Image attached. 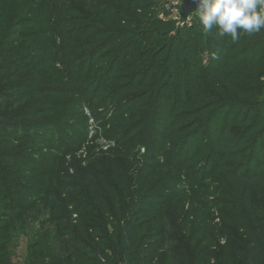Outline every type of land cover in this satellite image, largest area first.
<instances>
[{"label":"trees","instance_id":"obj_1","mask_svg":"<svg viewBox=\"0 0 264 264\" xmlns=\"http://www.w3.org/2000/svg\"><path fill=\"white\" fill-rule=\"evenodd\" d=\"M165 1L32 0L31 11L42 15L30 21L13 15L11 0H0V181L2 171L19 160L17 147L44 146L54 136L48 118L60 108L59 97L69 92L51 84L53 77L42 82L40 62H47L48 71L55 68L54 73L68 65L64 72L78 76L73 90L78 86L83 97L92 90V98L107 99L116 113L112 121L126 139H136L148 126L154 145L144 147L140 156L146 166L172 167L169 154L183 172L211 146L220 157L212 167L216 179H223L222 186L244 188L240 209L223 219L232 234L220 257L209 226L193 243L190 257L185 251L175 256L166 239L156 250L168 248L173 264H264V29L241 32L233 42L215 30L206 32L197 18L179 23L160 19ZM42 50L52 54L43 58ZM63 79L72 84L67 74ZM200 138L206 145L198 149ZM243 161L248 168L240 173ZM83 180L88 205L73 210L75 227L56 219L57 210H52L58 233L54 246L48 233L39 240V264H155L147 244L152 232L137 199L141 193L124 203L119 199L121 206L110 214L111 229L102 218L109 206L107 189L98 187L92 172ZM4 190L0 182L1 196ZM254 193L260 204L252 199ZM121 215L125 227L118 223ZM122 249L124 257L106 253Z\"/></svg>","mask_w":264,"mask_h":264},{"label":"rangeland","instance_id":"obj_2","mask_svg":"<svg viewBox=\"0 0 264 264\" xmlns=\"http://www.w3.org/2000/svg\"><path fill=\"white\" fill-rule=\"evenodd\" d=\"M31 2L11 0L15 8L13 15L18 13L19 17L34 21L35 16L42 14L34 9L31 11ZM158 16L162 20L178 23L165 13L162 4ZM190 17V20L195 19V13ZM49 54H52L50 50H42L40 55L49 58ZM40 63L39 70L44 74L42 82L53 77L51 84L65 86L69 92L59 97L60 108L52 110L54 113L48 118L55 125L54 136H48L44 146H30L22 150L17 147L21 151L19 160H15L10 169L2 171L3 180L0 182L5 190L0 195V264L40 263L39 240L48 233L50 243L54 246V238L58 233L57 226L52 223V210H57L56 219L75 227L73 210L80 205H85L84 209L89 203L83 179L90 172L98 187L107 189L103 193L109 206L102 212V222L110 228V214L115 207L121 206L119 199L124 203L141 193L142 198L138 195L137 199L142 203L141 211L145 213L142 212L148 231L152 232L147 244L153 249L148 254L155 264H173L171 260L174 256L168 253V248L165 251L156 250L160 241L166 239L167 247L175 256L185 251L190 257L195 249L192 248L193 243L202 240L207 231L206 226L215 231L212 241L218 247L216 255L220 257L222 247L230 242L232 234L231 229H225L223 219L226 215L231 216L232 211L240 209L244 188L235 183L222 186L220 183L223 179H216V166L212 167L219 163L220 157L214 154V148L208 147V153L200 156L187 168L189 170L183 169V172L176 167V159L173 161L169 154L167 163H172V167L162 168L157 163L146 166L140 156L144 154V147L154 145L148 126L136 134V139H126L125 133H121L117 123L112 121L116 113L113 108L110 109L112 104L107 99L92 98V90L83 97V89L78 86L73 90L78 76L64 72L66 68L69 69L68 65L57 67L59 71L54 73L55 68L51 67L54 70L49 71L45 68L47 62ZM66 74L72 78L70 86L67 79H63ZM55 97L52 96L53 99ZM205 142V139L200 138L198 149L206 145ZM168 153H172V150ZM243 163L240 173H245L248 168L247 161ZM231 170L234 171L233 168ZM7 171L13 174L9 176L11 172ZM191 173L195 175L191 177ZM7 185L9 188L14 187L12 192ZM221 191L226 195L223 196ZM149 195L152 197L149 198ZM252 199L260 204L257 193L253 194ZM154 204L157 207L154 208ZM92 205L97 208L100 206L95 202ZM228 205L229 209L226 207ZM200 206H205V209L202 210ZM85 214L94 217L90 212ZM122 215L118 223L125 227ZM106 253L111 258L113 255L120 258L124 257L125 252L122 249L115 254Z\"/></svg>","mask_w":264,"mask_h":264},{"label":"clouds","instance_id":"obj_3","mask_svg":"<svg viewBox=\"0 0 264 264\" xmlns=\"http://www.w3.org/2000/svg\"><path fill=\"white\" fill-rule=\"evenodd\" d=\"M206 32L230 36L235 42L241 32L253 34L264 29V0H197L194 12Z\"/></svg>","mask_w":264,"mask_h":264},{"label":"built area","instance_id":"obj_4","mask_svg":"<svg viewBox=\"0 0 264 264\" xmlns=\"http://www.w3.org/2000/svg\"><path fill=\"white\" fill-rule=\"evenodd\" d=\"M179 1L180 0H166L164 3H162L165 13L169 14L170 17L176 19L178 23L181 22V20L184 18L182 11L183 2L181 3ZM190 16L188 17V19L191 18Z\"/></svg>","mask_w":264,"mask_h":264},{"label":"water","instance_id":"obj_5","mask_svg":"<svg viewBox=\"0 0 264 264\" xmlns=\"http://www.w3.org/2000/svg\"><path fill=\"white\" fill-rule=\"evenodd\" d=\"M197 9V0H183V16L188 18Z\"/></svg>","mask_w":264,"mask_h":264}]
</instances>
